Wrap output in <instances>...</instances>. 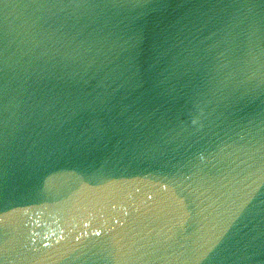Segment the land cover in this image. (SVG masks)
Returning a JSON list of instances; mask_svg holds the SVG:
<instances>
[{
  "label": "water",
  "instance_id": "water-1",
  "mask_svg": "<svg viewBox=\"0 0 264 264\" xmlns=\"http://www.w3.org/2000/svg\"><path fill=\"white\" fill-rule=\"evenodd\" d=\"M0 264H264V0H0Z\"/></svg>",
  "mask_w": 264,
  "mask_h": 264
}]
</instances>
